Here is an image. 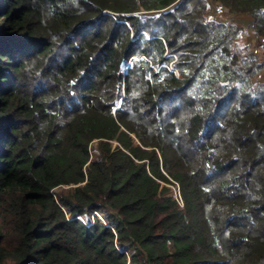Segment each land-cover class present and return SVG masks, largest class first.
<instances>
[{
  "label": "trees",
  "instance_id": "obj_1",
  "mask_svg": "<svg viewBox=\"0 0 264 264\" xmlns=\"http://www.w3.org/2000/svg\"><path fill=\"white\" fill-rule=\"evenodd\" d=\"M214 1L264 37V0ZM245 34L208 0H0V264H264Z\"/></svg>",
  "mask_w": 264,
  "mask_h": 264
},
{
  "label": "rangeland",
  "instance_id": "obj_2",
  "mask_svg": "<svg viewBox=\"0 0 264 264\" xmlns=\"http://www.w3.org/2000/svg\"><path fill=\"white\" fill-rule=\"evenodd\" d=\"M209 4H210V10H211V16L215 19H217L219 22H229L232 24H237L239 26H243V28L246 29V34L245 37H243L242 39H240V42H244L247 43L249 42L251 44L252 50L255 51L257 54L263 55V51L264 48L261 46V42L263 41L264 43V37L263 38H259L258 36H256L254 34V32L252 31L251 27H250V22L252 21V18L250 15L248 14H243V15H233L227 8L224 7V5H222L220 2H215L214 0H208ZM220 6H223L225 8V12L224 13H220L218 8ZM148 12V11H146ZM150 12H154V11H150ZM142 12H138L136 14H139ZM128 24L127 21H124ZM247 41V42H246ZM244 45V44H243ZM168 56H173L172 53H168ZM174 60L172 61V63L170 64V66L176 61V56L173 58ZM175 64V63H174ZM175 69H177L174 66ZM257 81H263L264 82V71L261 72L257 77H256ZM95 152V150L93 151ZM95 154H97V151L95 152ZM173 181H175L171 176H169ZM171 184H168L169 187ZM180 186V190H181V185L179 183ZM173 188H171L172 190ZM174 194V193H173ZM183 207V206H182ZM101 214V213H100ZM103 217H105L106 220V215L105 214H101ZM133 252V251H132Z\"/></svg>",
  "mask_w": 264,
  "mask_h": 264
},
{
  "label": "built area",
  "instance_id": "obj_3",
  "mask_svg": "<svg viewBox=\"0 0 264 264\" xmlns=\"http://www.w3.org/2000/svg\"><path fill=\"white\" fill-rule=\"evenodd\" d=\"M218 10H219V12L220 13H224L226 10H225V8L223 7V6H220L219 8H218ZM115 14V13H114ZM114 14L112 15V16H114ZM168 67V69L170 70V71H172V72H174L177 76H179V71H178V69H175L174 68V66H173V64L170 66V65H168L167 66ZM175 183L174 184H171L170 186H171V188H173L172 189V191H173V193H174V197H175V199L178 201V203L181 205V206H184V201H183V197H182V193H181V190H180V186H179V183L178 182H176V181H174ZM98 217L103 223H105L106 224V220H105V217H103L101 214H100V212H94L93 213V215H92V222L91 223H89V219H88V217L87 216H78L77 218L79 219V221H81L82 223H84V224H86V225H90V224H92V223H94V221H95V217Z\"/></svg>",
  "mask_w": 264,
  "mask_h": 264
}]
</instances>
